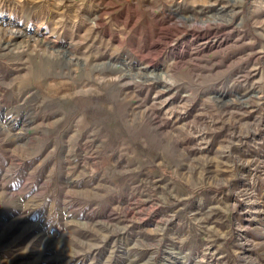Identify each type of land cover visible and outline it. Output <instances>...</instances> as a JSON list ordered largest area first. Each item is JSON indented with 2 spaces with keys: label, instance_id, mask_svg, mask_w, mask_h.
Here are the masks:
<instances>
[{
  "label": "rangeland",
  "instance_id": "obj_1",
  "mask_svg": "<svg viewBox=\"0 0 264 264\" xmlns=\"http://www.w3.org/2000/svg\"><path fill=\"white\" fill-rule=\"evenodd\" d=\"M0 18V264H264V0Z\"/></svg>",
  "mask_w": 264,
  "mask_h": 264
},
{
  "label": "bare ground",
  "instance_id": "obj_2",
  "mask_svg": "<svg viewBox=\"0 0 264 264\" xmlns=\"http://www.w3.org/2000/svg\"><path fill=\"white\" fill-rule=\"evenodd\" d=\"M2 20H4V18H0V23L1 24H3ZM8 20H10V19H8ZM8 28L10 29V31H11L10 33H12V34L19 33V31L13 29V26H12L11 22L9 23Z\"/></svg>",
  "mask_w": 264,
  "mask_h": 264
},
{
  "label": "water",
  "instance_id": "obj_3",
  "mask_svg": "<svg viewBox=\"0 0 264 264\" xmlns=\"http://www.w3.org/2000/svg\"><path fill=\"white\" fill-rule=\"evenodd\" d=\"M10 22H11V20H8V19H4V20H2V23H3L4 25H9Z\"/></svg>",
  "mask_w": 264,
  "mask_h": 264
}]
</instances>
